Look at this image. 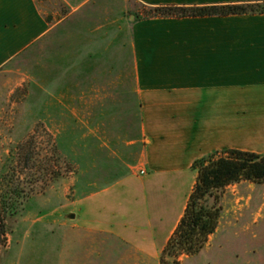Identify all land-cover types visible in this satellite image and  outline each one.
I'll use <instances>...</instances> for the list:
<instances>
[{"label": "rangeland", "instance_id": "1", "mask_svg": "<svg viewBox=\"0 0 264 264\" xmlns=\"http://www.w3.org/2000/svg\"><path fill=\"white\" fill-rule=\"evenodd\" d=\"M38 1L54 26L0 73V189L12 190L0 264H160L82 224L85 196L141 169L130 27L145 6L90 0L72 11L64 0ZM173 178L134 188L136 232L149 213L163 211L169 229L188 190L187 181L175 189ZM234 184L225 190L216 236L181 264L264 261V182Z\"/></svg>", "mask_w": 264, "mask_h": 264}, {"label": "crops", "instance_id": "2", "mask_svg": "<svg viewBox=\"0 0 264 264\" xmlns=\"http://www.w3.org/2000/svg\"><path fill=\"white\" fill-rule=\"evenodd\" d=\"M89 1L64 0L72 11ZM137 1L152 6L264 2ZM53 26L38 0H0V73ZM130 31L133 90L141 114L136 165L145 173L132 170L85 196L82 224L89 233L109 235L158 258L194 186L196 159L232 148L264 154V13L135 18ZM169 176L175 178V189L188 185L169 229L164 232L163 211L149 213L148 224L136 232L134 188L146 190L147 184Z\"/></svg>", "mask_w": 264, "mask_h": 264}, {"label": "trees", "instance_id": "3", "mask_svg": "<svg viewBox=\"0 0 264 264\" xmlns=\"http://www.w3.org/2000/svg\"><path fill=\"white\" fill-rule=\"evenodd\" d=\"M144 16L136 18L184 17L264 13V2L222 3L205 5H145ZM196 180L178 224L162 249L160 264H181V256L202 251L210 235L218 228L223 212L226 188L242 180L264 182V154L237 148L213 152L193 162ZM9 188L0 189V248L7 244L6 222Z\"/></svg>", "mask_w": 264, "mask_h": 264}, {"label": "built area", "instance_id": "4", "mask_svg": "<svg viewBox=\"0 0 264 264\" xmlns=\"http://www.w3.org/2000/svg\"><path fill=\"white\" fill-rule=\"evenodd\" d=\"M139 173L140 174H144L145 173V170L141 168V169H139Z\"/></svg>", "mask_w": 264, "mask_h": 264}, {"label": "water", "instance_id": "5", "mask_svg": "<svg viewBox=\"0 0 264 264\" xmlns=\"http://www.w3.org/2000/svg\"><path fill=\"white\" fill-rule=\"evenodd\" d=\"M132 18H134V17H132ZM70 217H72V218L75 217V214L74 213H71L70 214Z\"/></svg>", "mask_w": 264, "mask_h": 264}]
</instances>
